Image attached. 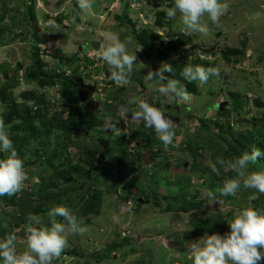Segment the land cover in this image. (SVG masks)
<instances>
[{"label": "rangeland", "instance_id": "1", "mask_svg": "<svg viewBox=\"0 0 264 264\" xmlns=\"http://www.w3.org/2000/svg\"><path fill=\"white\" fill-rule=\"evenodd\" d=\"M4 1L8 2V11L7 13H4L5 18L2 20V25L6 26L8 29L5 32L6 35L0 39V81L4 79V69L6 70L8 68L10 72H8V74H11L12 72L14 75V70L19 68L18 73L20 84L15 85L12 89L14 98H16L17 101H21V92L27 89H36L38 94L44 92L46 99L50 103L48 110L49 115H52V113L56 111H61L64 106L68 105V103H66L61 97V85L59 82L54 86L41 88L38 87L35 82L26 81L25 72L29 70L30 67L37 65V62L34 60L35 58H33V55L34 57H37L35 53H38L39 50H41L37 46V43L44 44L45 47H43V53L48 54V56L43 54L42 57H40V55L38 57L41 59L42 63H46L45 68L48 71L55 70L54 72H57V68L62 70L65 67V60L56 58L54 53L62 50L65 58L71 55H76L77 61L79 60V62H82L84 59L81 66L79 65L80 71L83 66L82 64L84 62L86 64L88 61L87 53L94 47V41H97L99 46H101V44L104 43L103 37L106 34L115 33L118 34L122 40H130V50L139 48L137 43H135L133 28L131 26L132 24L128 23V25L125 26L113 18L114 14L119 13L124 17V13L129 11L130 18L137 24L139 30L144 27L142 24L143 21H140L141 15H139L135 9L131 8L126 1H120L116 6L117 9H114L111 13L104 12L108 17L106 18V25L103 26V20L100 19L101 14L96 11H98L99 8H102L103 11H105L106 2L110 4L113 0H101V4H99L100 0H96L94 15L91 18L84 19H82L83 13H81L80 9L76 7L75 3H73L74 0H44L42 5L43 8L40 6L43 0H35V10L37 11L39 19L38 25L41 27V29H38V33H35V29L32 27H29V23H24V25L20 26L13 25L14 22H19L18 24H20L21 18L27 13V5L31 0H0V9L2 8L1 4ZM148 3L150 4L149 7L145 4L143 10L144 14L151 20L150 26L151 24H154L155 13L157 10L172 7L173 5V2L171 4L162 3V6L159 8L156 4L151 3L150 1ZM228 3L230 4L229 11L221 18L218 26L211 24L210 21L208 22L210 27L208 35H188L191 40L188 45L191 47L190 49L196 52L197 48L194 45H200L202 50L206 53L203 55V52H198L201 55L199 58L203 60H206L205 58L215 60L217 63H214L209 67H220L222 70L218 77H211L207 84L201 85L199 82H195L200 94L189 92L192 96V103L191 105H181L178 114L176 112L177 106L179 109V104H176L175 112L163 104L160 100V95L157 94L158 92L156 91V88L163 81L146 80V74L149 68L155 71L165 63V60L162 59L157 52L149 50L147 53L144 48L137 51L138 61L133 66V71L130 75V82L127 85L117 86L115 82L110 84L105 81V89L103 91L104 96H106L108 92L114 91V94L117 93L115 101L119 107L118 111L116 114H108L105 116L104 122H100L93 129H89L88 134L85 136L82 134L79 135L83 139L82 143H85L84 145H90L96 150L100 149V138V140H110L111 148L113 149L112 152L109 153L106 158L96 160V162L105 170L104 175H98V171L95 173V167L91 172L89 171V173H92L91 180H88V182L85 183V187L88 189L92 183L94 184L89 189V194L95 193L99 189L102 191L103 199L101 200L98 214L89 213L84 216L79 210V205L75 208L79 210L78 215L81 216L84 219V223L88 225L89 232L84 236L70 237L69 246L66 249L68 251H73V253L68 254V252L66 253L63 251L61 256L53 261V264H185V259L189 260L187 257L191 245L202 237L191 235L186 237L185 235V232H190L193 228L191 225V216H193V214L205 215L207 213H217V211H220L227 215L225 219L229 221L242 208L241 206L248 204L249 197L253 194V190H241L235 196L240 198L242 202L234 200V203L228 204L223 200L226 196H222L218 193L220 196H217V202L213 205H209L205 193L211 190V188L207 183V180L204 181V177L198 176L201 171L192 168L194 158L192 151L194 149L199 150V153L202 152L203 158L201 161L204 164L210 165L215 162L217 156H223L224 151L228 147L227 143L221 141L217 134L210 133L206 128L202 127L198 117L203 116L204 113V116L208 118L218 119V116H216V107L219 106L217 105V102L225 99L230 100V96H228V91L230 89L235 92H237V90L239 91L241 94L239 99L241 101L245 102L246 97L249 98L241 112L242 115L238 121L235 122L236 133L242 131L245 126L247 128L253 127L251 121L250 125L243 123L246 118L250 120L255 117H264V108H258L255 106L251 101L254 97L248 95L251 93L252 96H255L260 93L264 96V58L261 59L264 55V0H228ZM103 4L104 7H100ZM49 8H51V11L55 14L59 9L63 13L69 14L73 26H71V28L64 27L62 22H57L56 18L53 16L49 18L46 15H43V13L46 14ZM119 10H121V12H119ZM53 22L60 25L59 31L52 26ZM82 23L84 26H81ZM129 25L131 27H127ZM102 26L109 31L103 32L101 29ZM79 27H82L83 30H79ZM182 28L183 25L179 22L178 18L171 20L167 18L165 20L164 28L151 27L155 32L163 33L164 41L166 43L173 41L175 44L180 42V40H175V38L177 39L183 35V33H181ZM101 34L103 35L100 36ZM56 41H60L58 48H55L57 44ZM242 41L246 43L248 55L244 56L240 61H228L221 56V48L225 46L241 47ZM80 46L83 47L82 50H80ZM176 47L179 48V45L177 44ZM177 48L172 50L170 54L173 57L177 55L174 58L179 59L180 63H183L185 62L187 52H184L182 55V51L179 52ZM12 53L17 57L14 58V54ZM148 54H151L152 57ZM186 58L188 59L186 65H199L198 63H194L193 60L191 61L190 56H187ZM141 62L147 65V67L141 69L139 67ZM76 65L77 62L75 66ZM101 68L105 71L108 66L105 63V65L98 70L97 68H95L96 70L93 68H84L85 72L79 74H81L86 83H95L91 78V74L95 72L102 74ZM225 69L227 71H225ZM105 77L107 78V76ZM181 83L184 84L185 82ZM254 92H256V94ZM132 97L145 99L150 104L160 107L172 120L175 126V137L173 144L168 147V150H166V155L157 158L158 161L154 160L150 165H145L141 161L142 167L139 166L140 171L138 174H132L136 168L135 167L126 179L127 181L120 185H116V180L113 178H106L105 176L109 175L111 170H114V177L117 178L119 170L116 166L123 163V158L126 157L125 154H128L131 159L133 158L132 155L135 151L143 150V146L136 145V141L134 140V137L136 139L139 138L135 133L137 131L140 132L142 128H145L143 125L140 126L143 122L134 121L131 118L130 112L124 114L120 111L122 105L131 108L136 107L135 105H127L128 99ZM163 99L166 103L170 104H172L173 101H176L175 97L170 99L163 97ZM231 101L233 102L229 105L230 107L234 103L233 99ZM94 102V106L91 107L92 112L99 115L101 114L100 111H102L106 105H103L102 100ZM157 102H159L160 105H158ZM31 103H34V101ZM207 104H215L213 108L215 110H207V106L205 108V105ZM96 106H98V108H95ZM6 108L7 104L0 100V115ZM203 108L205 109L203 110ZM6 125L8 126L9 135H11L10 125ZM262 125L259 127L262 128ZM128 131H130L129 136L132 138L130 144H133V147L129 146L126 139ZM147 131L150 132L147 140H153L154 137L151 134V129H148ZM214 131L218 132L217 128H215ZM59 133H61L62 136H66L61 131H55V135H53L51 140V147H47L46 149L51 151L53 148L57 149L59 152H65L64 156L70 158L69 164L82 163L84 164V168H89L88 170H90L91 168L89 165L80 159L79 153L81 152V149L69 145L66 151H64L65 149L63 150L59 146V139L56 136V134ZM129 136L128 138H130ZM201 140H205L206 142ZM210 140H212V143L208 144V141ZM144 141L146 142V140H140L143 144L145 143ZM189 141L192 143L191 148H193V150L187 149ZM199 143L210 147L207 148V150L206 148H200ZM216 143H219V145L215 147ZM37 145L42 146V142L32 141L30 144L27 143V146H30L31 148H34ZM162 145L163 143L159 142L158 145L152 146L154 149H159ZM24 154L25 155H23L22 158H25V161L30 163L27 165L30 166L28 167L25 164L28 179L23 191L28 190V192L33 193L32 198L39 199L41 194L38 191V188L41 186V183L42 185H45L48 184L49 181H55L57 179L59 183L67 187L62 179L52 175L54 170L51 168V172L45 171L43 174L46 180H41L40 172L42 170L40 166H44V164L40 163L39 166L38 162L36 165H33L30 162V160H37L39 155L27 150V148L26 151H24ZM232 156L233 154H231V158L235 157ZM62 159L63 157L60 158V160ZM166 160L170 163L169 168L164 167ZM184 162L185 165L183 166ZM138 163H140V161ZM217 167L220 169L219 165ZM229 172L230 171L222 168L220 169L218 176L224 181L229 177L227 176V173ZM110 175L113 176V173ZM186 176L190 177L191 180L190 186L188 187L189 197H196L195 200L205 199L206 203L203 208L196 209L191 213L178 211L163 212L160 206L154 204V200L151 196H149L150 202L144 203L139 211H136L133 206H125L126 202L124 199L126 196L129 195L132 199L138 200L140 197L138 196V190L141 191V189H144V192L146 191V196L150 193L149 190H152L151 194H159L160 201L165 206L168 201L165 199L164 195L182 193V183H184ZM53 177L56 179L54 180ZM86 179L87 178L85 177L82 180L84 181ZM94 179L99 180L97 181ZM38 181L41 183L36 184L35 182ZM112 183L118 189L116 188L114 191L110 189L109 186L112 187ZM132 183H135L138 188L132 189L130 187V184L132 185ZM23 191L19 192L17 195L20 196ZM242 192L248 194L246 200L242 199ZM78 193L80 194V192L74 191L70 194V197L76 199ZM58 197L59 196H56L51 200L52 205L56 203ZM68 197L69 196H64L62 198L67 199ZM63 204L68 206V202H64ZM41 215L45 216V222H47L46 214L42 213ZM20 218L21 211L19 205L10 204L3 196H0V238L8 233L6 232L7 230L13 232L18 227L25 229V223L23 224L20 222ZM123 232H125L126 235H123ZM113 243L115 244L112 246ZM1 263L2 262H0V264ZM190 264H192L191 261Z\"/></svg>", "mask_w": 264, "mask_h": 264}, {"label": "trees", "instance_id": "2", "mask_svg": "<svg viewBox=\"0 0 264 264\" xmlns=\"http://www.w3.org/2000/svg\"><path fill=\"white\" fill-rule=\"evenodd\" d=\"M151 3H154L152 0H149ZM173 4V3H172ZM2 5V4H1ZM35 0H31L30 3H28V9L27 13L21 18L20 24L19 22H14L13 25H24V23H34L38 24V17H37V11L35 10ZM173 6V5H172ZM2 7V6H1ZM77 8L78 5H77ZM125 16H121L120 14H115V19L120 22L122 25H128L132 24L133 28V34L135 37V43H137L138 47H141L142 49L148 53L149 50H152L153 52H157L160 54L161 58L165 60V63H169L172 65V72H166L165 76L167 78L177 79L181 82H185L183 85L185 86L186 90L188 92H193L194 94H200V91L197 88V84L195 82L189 83L181 77L180 73L183 67L187 63V58H185V62L180 63L179 59L174 58L170 53L172 50L176 49V45L174 42L165 43L163 38L154 32V30L151 29V27L144 26L141 30L137 28V24L132 21L130 16L126 13H124ZM155 26L158 28H164L165 26V20L167 19L166 12L164 9L157 10L155 13ZM49 17L48 15H46ZM13 17V16H12ZM5 18L4 11L1 8L0 9V39L3 38L6 35L7 27L2 25V20ZM125 19V20H124ZM15 20V19H14ZM58 21L62 22V18H57ZM130 25L127 27H131ZM139 31H138V30ZM39 35V34H37ZM41 35V33H40ZM95 43V42H94ZM165 46L163 51H158L156 48L159 46ZM94 46H97V43H95ZM196 48H199L198 44H195ZM56 57L65 60V65L68 67L70 66L74 73L71 76H65L63 73H58L53 71H48L45 68V64L42 63L41 59L39 57H34V60L37 62L36 66L30 67L29 70L25 72V79L27 82H35V84L38 87H48V86H54L56 84L61 85V97L66 103H68L67 106H64L63 109L59 112H54L52 115H49V101L46 99L45 93L41 92V94H38L36 89H27L21 92V101H17L16 98L13 96L12 89L15 85L20 84L19 81V68H16L14 70V75L8 74L9 70L8 68L3 70L4 79L0 81V100L1 102H4L7 104V108L2 112L1 115H3L5 124H9L10 126V137L14 142V145L22 157L24 154V151L27 150L33 152L34 154L37 153L38 159L37 160H30L31 164L36 165V163H43L44 166H40L41 168V174L40 179L46 180L45 176L43 174L45 171H50V168L54 170L53 176L58 177L64 181V183L67 185L65 187L63 184L59 183L56 178H54L55 181H49L48 184L42 185L40 181L35 182L41 183L38 188V191L40 192L39 199L32 198L33 193L28 192V190H24L20 196L13 195V196H3L4 199L9 202L10 204L19 205V209L21 211V218L20 222L26 223L25 217L28 213H35V214H46L47 210L53 206L58 204H63L64 202H68V206L75 209L79 205V210L82 212V215L86 216L89 213H99V207L101 204L102 198V191L98 189L95 193L89 194V189L91 188L93 183L90 185V188L88 189L85 187V183L88 182V180H91L92 178V169L96 167L94 170L95 173L98 171V175H104L105 170L96 162V160H99V155L103 150V147L100 145V149L96 150L92 148L90 145L86 146L84 145L83 139L79 135L85 136L88 134L89 129H93L96 127L100 122H104V117L108 114H116L118 111V106L116 100L117 93L114 94L113 92H108L106 95V99L103 101V105L106 107L103 110L100 111L101 114L97 115L92 112L91 107L94 106V100L89 96L88 100L84 103L80 102L79 97V83H78V77L80 74L78 73L79 67L81 66V63L77 61L76 55L64 57V55L58 51L57 53H54ZM151 56V54H148ZM248 55L246 43L243 42L241 47L238 46H225L221 48V56L228 60V61H240L244 56ZM152 57V56H151ZM264 58V55L261 57V59ZM87 64H89L91 61L87 58ZM77 62V65L75 66ZM194 63H198L201 66L209 67L214 63H217L215 60L210 59H200L197 56H195ZM80 65V66H79ZM57 71V70H56ZM77 71V72H76ZM10 73V72H9ZM105 74L107 76L106 81L110 84H112L114 81L110 79V71L107 68L105 70ZM8 75V77H7ZM77 77V78H76ZM166 82V81H165ZM164 83V81L162 82ZM228 83V82H227ZM223 89V88H222ZM160 95L159 93H157ZM228 96H230L229 104L226 106L223 110H220L219 106L216 107V116H218V119L208 118L206 116H199V121L201 122L200 125L206 130H208L210 133L217 134L219 139L221 141H224L227 143L228 147L224 151L223 157L226 159L231 158V154L233 156L237 157L241 155L243 152H251L253 148H258L262 153H264V124H259V120L264 117H255L248 120L247 118L243 121V123H246L247 125H250V121L253 124V127L247 128L246 126L242 129V131L236 133L235 132V126L231 125V119L235 118V120L238 121L240 116L242 115V110L246 104V101H241L239 98L241 94L237 90L235 92L234 90L230 89L228 91ZM161 101L163 104L167 106V103L163 99V97L160 95ZM107 99H110L111 102L109 103ZM234 100L233 105L231 107L229 106ZM34 101V103H31ZM254 105L258 108H264V96L262 94H258L256 98H254ZM158 105H160L159 102H157ZM176 101L171 104L170 107L172 110L176 112V109L174 106H176ZM34 105H37V108H34ZM181 105L179 104V109H177V114L180 112ZM214 106V104H212ZM212 105H205V108L207 106V110L213 109L214 107ZM210 106V107H208ZM95 108H98L96 106ZM203 108V110L205 109ZM96 111V110H95ZM204 112V111H203ZM144 126V124H140V126ZM262 125V128L259 127ZM145 127V126H144ZM209 128V129H208ZM217 128L218 132H215L214 129ZM148 129L151 128H142L140 132H136L135 134L139 136L138 139L134 137V140L136 141V145H141L143 147H146L152 154L153 158L156 157H162L163 155H166V150L163 148L164 145H162L159 149H154V145H158L161 140L155 133L154 129H151V134L153 135V140H147L148 134H150ZM55 131H61L66 136H62L61 133L56 134V136L59 139L60 147L66 151L67 147L69 145H73L81 149V152L79 153L80 159L89 165L91 168H84V164L82 163H70V158L68 156H64V153L57 151V149H53L51 151H48L46 148L51 147V140L53 135H55ZM231 136V139H230ZM62 138V140H61ZM140 140H146V142L143 144L140 142ZM32 141H41V145H37L34 148H31L30 146H27V143L30 144ZM129 143V146L132 147L130 144L132 142V138L130 140H127ZM206 142L205 140H201ZM162 143V142H161ZM212 143V140L208 141V144ZM153 145V146H152ZM219 145V143H216L215 147ZM27 146V147H26ZM111 146V144H110ZM199 143L200 148H209L210 146H204ZM142 147V148H143ZM192 143L189 141L188 148L193 150ZM43 149V150H42ZM50 149V148H49ZM111 148V152H112ZM110 152V153H111ZM142 152L143 150L135 151L133 153V158L130 159L128 154H125L126 157L123 158V163H121L118 167V176L117 178L114 177V170H111L112 175H106V178H113L116 180V185H120L121 183L127 181L126 179L131 174V171L135 168L134 172L132 174H138L139 172V166L142 165L141 161L143 162L142 158ZM193 162H192V168L193 169H199L201 173L198 176L204 177V181L207 180V183L209 184L211 191L216 192V195L219 197L220 193L217 191L218 188L222 187L223 181L222 178L219 177L216 173H213L210 165L204 164L201 159L203 158L202 152L199 153V150L194 149L193 151ZM26 153V152H25ZM4 153L0 152V158H2ZM215 155V154H214ZM232 156V157H233ZM63 157L62 160L60 158ZM65 157V158H64ZM122 160V159H121ZM140 161V163H138ZM25 164H30L29 162L25 161ZM28 167L30 165H27ZM170 166V163L168 160L165 161L164 167L167 168ZM184 166V163H183ZM27 167V168H28ZM251 169H264V157L258 158V161L255 164H252ZM113 168V167H112ZM222 169V168H220ZM129 170V171H128ZM212 172V173H211ZM223 173V172H222ZM208 174V175H207ZM227 176H233L234 173L229 172L227 173ZM224 175V173H223ZM87 178L86 180H82L83 178ZM81 182H80V181ZM99 180V179H94ZM178 181V180H176ZM180 181V180H179ZM191 180L190 177L186 176L184 183H182L183 192L179 194H165V199L168 201V203L164 206L160 201L159 194L152 193V190H149L148 196L145 195L144 189L138 190V196H140L137 199H134V209L136 211H139L141 207H143L144 203L150 202L151 196L154 200V204L160 206L163 212H171V211H178V212H187L191 213L195 211L196 209H201L205 206L206 200L200 199L195 200L196 197H189L188 194V187L190 186ZM125 184V183H124ZM130 187L132 189L138 188L135 183L130 184ZM110 189L114 191L117 187L114 186L112 183V187L109 186ZM118 189V188H117ZM151 189V188H150ZM80 192L78 193L76 199H72L70 197V194L73 192ZM247 191V190H242ZM219 193V194H218ZM198 194V192H197ZM242 199H247L246 197L248 194L246 192H242ZM250 195V194H249ZM259 195V194H257ZM59 196L55 204H51V200ZM69 196L67 199H63L62 197ZM126 196V198H128ZM143 198V202L140 201V198ZM156 197V198H155ZM71 198V201H70ZM222 198V196H221ZM223 199V198H222ZM66 200V201H65ZM225 203H234V200H237L239 202H242L240 198L236 196H226L224 199ZM252 204L256 207V209L264 211V195H259V198L255 201H251ZM249 203V202H248ZM247 204H244V206H241L242 208L245 207ZM192 218V226L193 228L190 230V232H185L186 237L188 236H203L206 233H215L218 232L220 234H224L230 230L228 220L225 218L227 215L223 214L220 211L212 212L210 214L205 215H197L193 214L191 216ZM89 219V218H87ZM86 219V220H87ZM85 220V221H86ZM18 224V223H17ZM115 243L112 244V246ZM112 248V247H111ZM116 248V247H115ZM68 254H72L73 251H68L67 249L64 250ZM116 251V250H115Z\"/></svg>", "mask_w": 264, "mask_h": 264}, {"label": "clouds", "instance_id": "3", "mask_svg": "<svg viewBox=\"0 0 264 264\" xmlns=\"http://www.w3.org/2000/svg\"><path fill=\"white\" fill-rule=\"evenodd\" d=\"M114 1L115 0L105 6V11H101L111 13V11L117 9L115 7L109 10ZM125 1L131 7L128 1ZM152 1L155 2L154 4L159 8L162 6V3L171 4L173 2L172 7L164 9L166 16L170 20L178 18L179 22L183 25L181 29L183 35L177 39L175 38V40H180V42L174 44L179 45L177 50L179 52L182 51V55L184 52H187V56L191 57V61L194 60L195 56L198 58L201 57L198 52H203V55H205L206 52L202 50L200 45L196 52L191 50V47L188 46L191 41L188 35H208L210 32L208 22L210 21L211 24L218 26L221 18L230 8L228 0ZM43 2L40 5L42 8ZM119 2H117L116 6ZM146 2H149V0H141L138 9L131 8L135 9L138 14L141 15L140 21H143L142 24L144 26L156 27L155 23L150 26L151 20L141 11L142 5H144L143 3ZM73 3H75V0ZM76 3L81 13H83L82 19L91 18L94 15L96 0H76ZM128 12L129 11H126L125 13L129 15L130 13ZM43 15H48L49 18L53 16L56 18L57 22V18H62V25L64 27L72 24L69 14L63 13L60 9L55 14L51 11V8H49L46 14L44 13ZM36 25L38 24H35V26ZM52 26L59 31L60 25L53 22ZM37 28L41 29L39 25ZM79 30L82 31L83 28L79 27ZM155 33L159 34L163 40H165L163 33ZM103 40L104 43L101 44L100 50L97 53L98 58L104 61L103 66L105 63L107 64L110 71V79L114 81L117 86L127 85L130 82L133 66L138 61L137 51L141 50V47L130 50V40H122L120 36L115 33L106 34ZM94 42L97 43V46H94V48L99 47L98 42ZM243 42L244 41H242V43ZM59 44L60 41L57 42L55 48H58ZM37 46L40 49L38 43ZM164 47L165 46L161 45L156 49H159L158 51H163ZM92 49L93 48H91V50ZM59 51L63 54L62 50ZM38 54L42 57L40 50ZM64 66L62 71L58 73L64 72L65 76H68L65 71L70 66L67 67L65 63ZM139 67L142 69L147 67V65L141 62ZM98 69L99 68H97V70ZM221 70L220 67H204L201 65L189 64L183 67L180 75L189 83L199 82V84L204 85L207 84L211 77H218ZM172 71L171 64L163 63L155 71L149 68L146 74V80L166 81V83H160L156 88V91L161 96L169 99L175 97L178 104L191 105L192 96L181 81L165 76L166 72ZM225 71L227 70L225 69ZM81 72L83 71H79L78 73ZM79 77H82L81 74ZM88 84L93 85L92 83ZM254 93L256 94V92ZM248 95L254 98L258 96V94L252 96L251 93ZM254 98L251 99L252 102ZM225 100H220L217 102V105ZM248 100L249 98L246 97V101ZM107 101L109 103L111 102L110 99H107ZM127 105H135L136 107L131 108L122 105L120 111L124 114L130 112L131 118L134 121H142L146 128L154 129L163 143L165 150H168V147L173 144L175 126L164 111L160 107H156L145 99L138 97L128 99ZM34 108H37V105H34ZM236 121L235 118H232L231 125L235 126ZM129 133L130 131H128L127 135H129ZM126 139L130 140L131 137ZM131 145L133 147V144ZM0 152L4 153L3 157L0 158V196H13L23 191L28 176L25 169V158H22L18 153L9 135L8 126L5 124L3 115H0ZM260 157H264V153L258 148H253L251 152L245 151L234 158L226 159L223 156H217L215 162L210 164L212 171L217 175L220 173V169L217 167L218 165L220 168L234 173L233 176L223 181L222 187L217 189L220 195L235 196L241 190H253V194L249 197V203L241 208L233 218L228 221L230 228L228 232L224 234L206 233L191 245L187 259H189L192 264H264V211L256 209L251 203V201L257 200L259 195H264V169H251L250 167L252 164H255ZM205 195L209 205H213L217 202L216 192L209 190ZM128 198L124 199L125 202ZM125 206L129 207L127 203ZM78 212V209H73L64 204L53 205L46 212L47 222H45V216L43 215L31 212L28 213L25 217V237L23 240L14 232L7 233L0 238V262H2V264H53V261L58 259L62 252L69 246L70 237L84 236L89 232L88 225L84 223V219L78 215Z\"/></svg>", "mask_w": 264, "mask_h": 264}, {"label": "built area", "instance_id": "4", "mask_svg": "<svg viewBox=\"0 0 264 264\" xmlns=\"http://www.w3.org/2000/svg\"><path fill=\"white\" fill-rule=\"evenodd\" d=\"M119 1H125V0H115L111 4L109 10L114 9L116 7L117 2H119ZM127 1L131 5V7H133V8L138 9L140 7L141 0H127ZM39 46L41 47L40 48L41 49L40 50L41 54L42 55L43 54H46V56H48L47 53H43V47H45V45L44 44H39ZM99 50H100V46L99 47H96V48L93 47V49L90 50L87 53V57L88 58L90 57V61L91 62L89 64H87V65L84 62L82 64L83 66L81 67L80 71L85 72L84 68H93V69L99 68L100 69V67L103 66L104 61H102L101 59H99L98 56H97V53H98ZM72 68L71 67H68L66 69V71H65L66 75L69 76V75H72L73 74V69ZM56 70H57V72H61L62 71L59 68H57ZM101 72H102V74L101 73H97V72L91 74L92 80L95 81V83H92L95 86V90L91 93V97L93 98L94 101H101V100L104 101L106 99V96H104V93H103V91L105 89V81H106V77L105 76H106V74H105V71L103 69L101 70ZM128 136L129 135H127L126 137L128 138ZM126 203H127V205L129 207L132 206L133 205V199L131 197L128 198L127 201H126ZM123 235H126V233L123 232Z\"/></svg>", "mask_w": 264, "mask_h": 264}, {"label": "water", "instance_id": "5", "mask_svg": "<svg viewBox=\"0 0 264 264\" xmlns=\"http://www.w3.org/2000/svg\"><path fill=\"white\" fill-rule=\"evenodd\" d=\"M158 3V1H157ZM2 9L4 11V13H7L8 11V3L6 1H4L2 3ZM38 26H35V33H38ZM37 28V29H36ZM40 29V28H39ZM82 46H80V50H82ZM14 54V53H12ZM17 56L14 54V58H16ZM8 77V75H7ZM78 80V83H79V97L81 99L82 102H86L89 98V96L91 95V93L94 91V86L93 85H90L88 83H85L84 79L82 77H79L77 78ZM229 101L228 100H225L224 102H220L219 103V108L220 110H223L224 107L226 105H228ZM260 124H264V118L261 119L259 121ZM100 145L103 147V150L102 152L100 153L99 155V158L100 159H104L106 158V156L111 152V146H110V141L108 139L106 140H102L100 142ZM142 158H143V162L146 164V165H150L152 164L153 162V157L151 156L150 152L148 151V149L146 147L143 148V152H142ZM143 198L141 197L140 198V201L143 202Z\"/></svg>", "mask_w": 264, "mask_h": 264}, {"label": "crops", "instance_id": "6", "mask_svg": "<svg viewBox=\"0 0 264 264\" xmlns=\"http://www.w3.org/2000/svg\"><path fill=\"white\" fill-rule=\"evenodd\" d=\"M43 3H44V2H43ZM101 3H102V2H101V0H100V1H99V4H101ZM154 3H155V2H154ZM107 4H108V2H106V5H107ZM143 4H144V5L147 4L148 7H149V5H150L148 2L143 3ZM75 5H76V7H77L76 0H75ZM144 5H142V9H141L142 13H144V10H143V9L145 8ZM143 6H144V7H143ZM100 7H104V4H103L102 6H100ZM101 9H102V8H99L98 11H96V12H99V13L101 14V15H100V16H101L100 19L103 20L102 24H103V26H105V25H106L105 23H106V21H107L106 18L108 17V15L106 16V14H105L103 11H101ZM105 9H106V8H105ZM148 9L151 10L150 8H148ZM102 10H103V9H102ZM119 12H121V10H119ZM43 14H44V13H43ZM119 14H120V13H119ZM113 18H115V14H114V17H113ZM102 20H101V21H102ZM86 21H88V20H86ZM71 26H73V24H71L70 26H66V27H67V28H71ZM81 26H84L83 23L81 24ZM103 26L101 27L102 31H103V32H108L109 30H106V28H103ZM102 35H103V34H101L100 36H102ZM57 42H59V41H57ZM184 262H185V264H190V260H186V259H185Z\"/></svg>", "mask_w": 264, "mask_h": 264}, {"label": "flooded vegetation", "instance_id": "7", "mask_svg": "<svg viewBox=\"0 0 264 264\" xmlns=\"http://www.w3.org/2000/svg\"><path fill=\"white\" fill-rule=\"evenodd\" d=\"M3 3V2H2ZM29 25V27H32L33 29H35V24L34 23H29L28 24ZM11 54V53H10ZM35 55L38 57L39 56V54L38 53H35ZM34 56V55H33ZM80 104L81 103H84V102H82L81 101V99H80V102H79ZM167 106H168V108L170 109V107L172 106L170 103H167ZM175 107V106H174ZM175 109H176V107H175ZM177 109H178V106H177ZM101 139V138H100ZM99 139V141H102V140H100ZM157 158H159V157H156V158H153V162H154V160H157ZM158 161V160H157ZM152 162V163H153ZM144 163V162H143ZM145 164V163H144ZM143 164V165H144ZM146 165V164H145ZM184 165H185V162H184ZM141 167H142V165H141ZM170 167V166H169ZM168 167V168H169ZM163 170V169H162ZM140 171V170H139ZM40 214V213H39ZM41 215V214H40ZM24 224V223H23ZM7 230V229H6ZM6 232H8V233H10V231L9 230H7ZM14 233H16L22 240H23V238L25 237V229H23V228H21V227H18V228H16L14 231H13ZM2 264V263H1Z\"/></svg>", "mask_w": 264, "mask_h": 264}]
</instances>
